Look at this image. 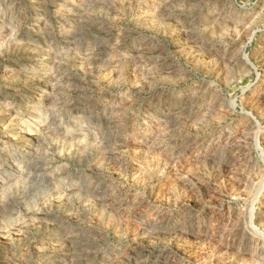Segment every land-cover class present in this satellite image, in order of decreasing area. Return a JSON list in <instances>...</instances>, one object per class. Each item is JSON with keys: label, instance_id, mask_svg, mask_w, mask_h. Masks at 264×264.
<instances>
[{"label": "rangeland", "instance_id": "obj_1", "mask_svg": "<svg viewBox=\"0 0 264 264\" xmlns=\"http://www.w3.org/2000/svg\"><path fill=\"white\" fill-rule=\"evenodd\" d=\"M0 264H264V0H0Z\"/></svg>", "mask_w": 264, "mask_h": 264}, {"label": "bare ground", "instance_id": "obj_2", "mask_svg": "<svg viewBox=\"0 0 264 264\" xmlns=\"http://www.w3.org/2000/svg\"><path fill=\"white\" fill-rule=\"evenodd\" d=\"M29 114H30V113H29ZM20 126H21V125H20ZM20 126H19V127H20ZM21 128H22V130H24L25 133H27V132L29 131V129H30V123H26V124L22 125ZM9 140H12V139H9ZM9 140H8V141H9Z\"/></svg>", "mask_w": 264, "mask_h": 264}]
</instances>
